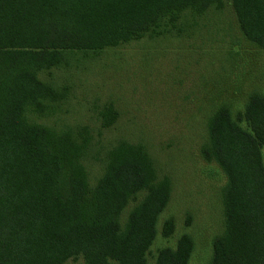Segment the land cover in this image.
Returning <instances> with one entry per match:
<instances>
[{"label":"trees","instance_id":"trees-1","mask_svg":"<svg viewBox=\"0 0 264 264\" xmlns=\"http://www.w3.org/2000/svg\"><path fill=\"white\" fill-rule=\"evenodd\" d=\"M230 3L242 37L264 52V0ZM211 7L222 0H0V264H146L167 178L141 143L118 139L91 182L82 130L32 119L55 114L67 93L39 74L72 52L154 36ZM246 96L242 109L220 104L206 120L200 154L225 177L223 229L207 264H264V92ZM99 116L108 127L116 111ZM172 231L167 218L161 236ZM192 246L182 233L154 264H187Z\"/></svg>","mask_w":264,"mask_h":264},{"label":"rangeland","instance_id":"rangeland-1","mask_svg":"<svg viewBox=\"0 0 264 264\" xmlns=\"http://www.w3.org/2000/svg\"><path fill=\"white\" fill-rule=\"evenodd\" d=\"M177 22L179 27L154 36L96 53L68 54L67 64L39 74L66 87L58 111L45 118L32 116L37 122L82 130L88 139L83 164L91 182L116 140L144 146L156 176L169 183L146 264H154L156 250L173 246L182 233L193 244L187 264L208 263L211 241L224 224L225 177L213 161L201 157L206 120L220 104L235 113L251 90L264 92V52L240 34L230 0L199 16L183 13ZM108 105L116 118L103 127L99 113ZM167 218L173 231L165 239L160 231ZM63 264L83 262L77 258Z\"/></svg>","mask_w":264,"mask_h":264}]
</instances>
